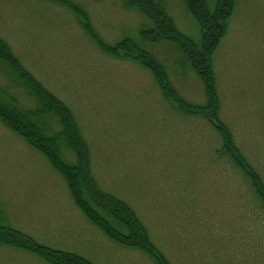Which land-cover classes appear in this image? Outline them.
<instances>
[{
    "label": "rangeland",
    "instance_id": "374dc122",
    "mask_svg": "<svg viewBox=\"0 0 264 264\" xmlns=\"http://www.w3.org/2000/svg\"><path fill=\"white\" fill-rule=\"evenodd\" d=\"M165 1L179 31L200 42L185 1ZM148 13L138 0H0V37L21 83L41 82L72 109L91 175L133 208L143 232L130 243L89 220L45 151L0 117V264H87L48 247L93 264H264V0H238L214 53V114L195 111L211 105L209 92L170 42L149 46L171 65L167 94L148 66L116 53L152 27ZM0 87L35 105L2 74ZM174 88L185 113L166 97ZM66 154L77 162L75 150Z\"/></svg>",
    "mask_w": 264,
    "mask_h": 264
},
{
    "label": "trees",
    "instance_id": "16d2710c",
    "mask_svg": "<svg viewBox=\"0 0 264 264\" xmlns=\"http://www.w3.org/2000/svg\"><path fill=\"white\" fill-rule=\"evenodd\" d=\"M127 1L129 2L130 0ZM138 1L140 4L145 2L149 6L148 16L153 25L150 28H141V36L137 39H130L128 46L125 45L126 41H121L116 48V53L127 54L128 57L140 60L144 65L148 66L167 94L168 87L163 81L166 80L169 87H172L169 72L171 65L162 62L149 46H157L163 41L170 42L171 47L175 49L174 51L180 54L179 57L183 67L188 68L190 66L198 78L202 79L209 92V98H211V105H208L209 108L201 106L196 108L195 111L209 113L210 109L214 114L213 107L218 111L220 103L219 100L213 103V99L217 98L213 57L219 43L227 33L238 0H216L213 10L210 9L208 0H184L188 11L193 14L199 25L200 37L202 38L200 42H196L194 38L179 31L173 18L167 14L165 0ZM131 2L133 3L134 0H131ZM18 61V57L12 51L10 44L0 37V74L6 76L14 85L22 86L25 90L28 89L30 98L35 103L33 107L26 106L9 88L0 87V117L25 138L31 140L30 142L38 144L39 149L41 147L45 151L56 169L68 181L76 204L89 220L101 227H105L108 222V228L111 232L118 234L119 238H127L130 243H132L131 241H136V236L138 234L143 235V232H140L141 229L137 226V222L135 223V219L140 224L142 222L138 219L133 208L127 203L124 210L123 206H121L123 201L120 198L110 193H105L99 188L93 175H91L89 151L79 126H77L78 123L72 109L65 105L57 94L49 93L39 81L36 82L38 85H35L33 82L26 80L28 87L24 86L21 83V79L24 76L23 72L18 68V65H20ZM17 76L19 79H17ZM166 97L169 98L173 106L181 110L178 104H180L182 96L175 88L173 93L168 94ZM181 111L183 113L186 112L184 109ZM195 111L193 110L196 114ZM209 119L212 122L213 116ZM223 131L226 132V139H232L233 134L230 128ZM70 148L77 153V162L69 161L66 149ZM232 160L241 166L234 157ZM236 163L234 164L236 165ZM242 163L244 164V161ZM243 170L252 174L249 166L246 168L243 166ZM258 193V198L264 199V192L260 190ZM110 214L112 217L119 218L120 222L129 224L130 230L126 234L118 230L108 220V215ZM131 218L132 221L129 220ZM17 232L19 236H27L23 232ZM140 238H143V236H140ZM146 238L149 240V237L146 236ZM44 246L46 245L37 243L36 249H47V246L43 248ZM48 248L55 252L54 256L58 252L57 254H59L61 260L93 264V262L77 253Z\"/></svg>",
    "mask_w": 264,
    "mask_h": 264
}]
</instances>
